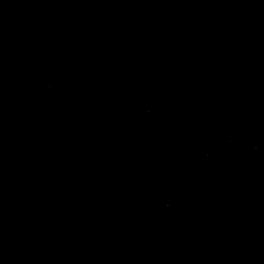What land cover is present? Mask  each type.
<instances>
[{
	"label": "water",
	"instance_id": "1",
	"mask_svg": "<svg viewBox=\"0 0 264 264\" xmlns=\"http://www.w3.org/2000/svg\"><path fill=\"white\" fill-rule=\"evenodd\" d=\"M0 264H264V0H0Z\"/></svg>",
	"mask_w": 264,
	"mask_h": 264
}]
</instances>
